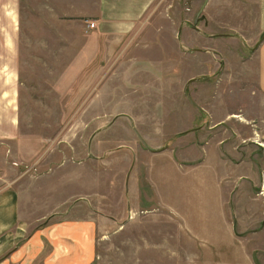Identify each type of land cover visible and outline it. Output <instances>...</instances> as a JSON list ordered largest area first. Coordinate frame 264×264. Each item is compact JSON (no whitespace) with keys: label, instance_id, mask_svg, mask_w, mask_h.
<instances>
[{"label":"rangeland","instance_id":"374dc122","mask_svg":"<svg viewBox=\"0 0 264 264\" xmlns=\"http://www.w3.org/2000/svg\"><path fill=\"white\" fill-rule=\"evenodd\" d=\"M204 2L0 0V117L15 129L0 185L16 181L29 228L94 220L92 264H215L177 237L238 222L215 160L231 156L258 177L238 205L251 195L264 217L259 0ZM162 37L169 62L126 66Z\"/></svg>","mask_w":264,"mask_h":264},{"label":"crops","instance_id":"0c3cea01","mask_svg":"<svg viewBox=\"0 0 264 264\" xmlns=\"http://www.w3.org/2000/svg\"><path fill=\"white\" fill-rule=\"evenodd\" d=\"M258 7L260 9L258 22L264 24V0H259ZM162 40L163 37L156 44V56H154L153 49L134 50L132 53L138 57L126 59V66L129 63L128 60L142 56L150 59V61L145 60L147 62H160L161 56L163 61L169 62L170 58L174 57L170 56L174 48L172 52L169 46L160 49ZM255 59L257 63L256 84L259 93L264 96V47L257 48ZM130 66L136 65L131 62ZM129 78L132 81L138 80L134 79V76ZM8 98H11L10 93ZM13 116V113L5 112L0 117L3 122L0 124V138L15 136ZM219 125L220 122L217 126ZM256 133L258 134L257 131ZM259 134L264 136V128L259 130ZM258 145L261 147L260 144ZM224 147L228 150L227 145ZM152 153H158V151H152ZM232 155L235 156L234 153ZM215 160L219 167L231 172L227 175V187L223 184L222 187L225 189L223 190L224 195L227 193L232 197L231 213L233 217H237L238 222L232 225L223 223L201 227L198 231L200 235L191 229V236L178 235L177 245L180 242L191 243L193 238L194 240L199 239L203 245L208 246V251L203 252V258L199 259H216L215 264H260L259 259H264V223L262 224L264 217L261 215L263 210L260 206L255 208L258 203L251 195L242 199L248 201V206H244V202L238 205L241 194L237 193L242 185L247 188L248 185L257 182L256 171L254 172V168H250L246 161L235 160L232 156L217 157ZM246 166L253 173L252 175L247 174ZM4 167L0 165V174L4 173L1 172ZM241 168L246 169L245 172L240 173ZM15 184L16 181H9L5 185H0V264H92L95 257L97 231L95 221L91 219L66 220L59 223L57 220L51 223H40L31 229L29 224L20 217V191L14 186ZM251 202L255 203L254 207H251ZM224 259H228V262Z\"/></svg>","mask_w":264,"mask_h":264},{"label":"water","instance_id":"95a60500","mask_svg":"<svg viewBox=\"0 0 264 264\" xmlns=\"http://www.w3.org/2000/svg\"><path fill=\"white\" fill-rule=\"evenodd\" d=\"M207 4V0H205L202 8L200 9V12L203 10L204 6ZM263 39H261L260 43L262 42ZM195 79H193L192 81H194ZM139 140L144 144L143 140L139 137ZM145 145V144H144Z\"/></svg>","mask_w":264,"mask_h":264}]
</instances>
